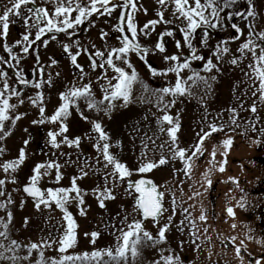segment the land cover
Wrapping results in <instances>:
<instances>
[{"label": "snow or ice", "instance_id": "6c2138e0", "mask_svg": "<svg viewBox=\"0 0 264 264\" xmlns=\"http://www.w3.org/2000/svg\"><path fill=\"white\" fill-rule=\"evenodd\" d=\"M36 0H9V6H6L2 13H0V37L4 38L3 50L8 54V57L0 56V64H9L10 67H16L20 63L21 57L13 52V45H9L6 42L9 26L12 17H21L22 9L27 10V14L23 15L24 26L28 29L21 35V39L15 41V45L20 46V50L24 54H28L29 50L40 41L45 47L50 41L57 39V34L66 33L68 37H74L75 30L85 21L89 20L94 14L103 16H111L112 12L118 8L127 9V11H120L118 16V22L113 26L114 30L119 32L117 37L120 42V46L111 47L105 50L96 48L93 44L91 47L94 51H89V48L82 46L79 40H73L72 43H63L62 49L67 54L71 64L79 70V78L83 80L84 69L83 66L78 63V57L81 53H87L90 67L92 70L100 68L104 70L103 78L107 81L106 86L101 85V91L103 93L102 98L97 99L92 91L91 82L84 83L77 86L75 83L66 88L65 91L59 93L60 103L54 110L52 115L46 116L45 108V96L41 90L43 85L47 83L49 86L52 84V77L49 74L47 81L43 79L44 66L39 64V56L37 55V66L40 73V79L29 80L25 78L23 70L17 68L15 71L16 83L20 86H33L38 89L35 96L29 97V102L38 108L40 119L33 120V124H43L45 122L58 124V128L53 131L49 130L47 133V143L54 149H60L61 145H67L68 147L79 148L81 144V136H75L70 138L67 135L69 128L65 122L71 115V109L75 107L80 117L87 121L88 117L79 108V101L83 99L89 110H95L96 112L110 113L115 107V101L122 100L123 106L132 99L133 87L137 83H141L145 92L149 90L146 83H142L139 78V74L136 68L129 59L131 54H135L144 64L148 67L150 73L153 76L167 75L168 73L175 74V82L169 86H165L154 91V95L157 98V107L163 113L157 118L160 125L159 131L166 133L170 144L169 152L172 159H179L183 168L184 175L191 178L192 162L194 159L203 155L202 145L207 138H210L212 134L223 131L224 124L216 122L208 123V130L203 128L197 133L198 140L190 148H184L179 146L178 131L181 127L179 113H176L175 117L169 113V109L176 103V98L181 96H191L192 87L203 83L205 88L211 87L209 84V78L202 76L199 71L192 69V61H204L203 71L210 73L213 69L219 71L216 64L213 63L212 57H208L205 60L203 55L198 54V49L193 44V36L197 30L202 29V38L200 43L207 46L209 39L208 29L221 27L223 24H228L231 29L234 30L235 35L232 39H239L243 35V30L239 24L234 21L235 17H239L242 21L246 22L248 28V38L240 44L237 51L239 56H234L230 61L231 64L237 65L243 58L247 56L251 57L249 64L247 65L248 71L244 73L247 77L248 89L251 90L252 102L248 107V111L253 114L258 112V107H264V30H256V17L258 13L254 0H247V8L242 12L239 10L228 11L237 5L238 0H157V3L161 6V10L157 12L158 19H152L147 21L143 25V28L138 29L134 20V14L138 10L137 0H123L122 4L117 3V0H55V7L50 11L47 7H28L29 4H35ZM169 3L173 5V14L177 15V18H182L184 26L179 29L182 33L183 44L180 40H175V47L179 50L182 47L187 46L189 54L186 56L180 54L164 55L165 62H171L165 69H157L148 62V55L151 51H158L159 53L166 52L165 37H172L173 31L168 30L158 34V39L154 44V48L150 49L142 45L138 39L140 33L148 36L151 31H154L155 26L159 23H170L164 19L163 9L166 8ZM146 12L147 9H144ZM75 14V15H73ZM223 14V15H222ZM31 29H35L34 38ZM108 33L101 30L100 37L106 40ZM42 37H47L42 39ZM227 41H221L217 43L213 50V56L219 61L224 54L229 52V48L226 46ZM75 47V51L73 48ZM10 61H15V64H11ZM99 61V62H98ZM121 62L124 66H120L116 62ZM55 59L51 60L52 65H56ZM111 69L115 75L109 78L106 75L107 69ZM189 69L191 75L186 78L181 74L183 70ZM59 75V73H57ZM99 80L100 77H97ZM211 80L215 81L216 77L211 76ZM112 81H115L114 83ZM191 82V83H189ZM248 89L245 90L244 95L248 94ZM23 88L13 87L9 83L8 72L0 68V141H3L11 133V128L5 130V122L11 120L12 125L21 119L24 113H17L14 116L11 115L15 111L17 105L10 103L12 97H16L18 102L22 104L24 101L20 99ZM165 96H171L172 99L165 101ZM240 109L244 108V104L239 105ZM230 112L229 122L231 125L239 127V111L236 107L229 108ZM207 119V116L205 117ZM260 122V117L257 115L256 120L247 121L248 127L253 132L259 131L261 135H264V127L257 129L256 124ZM92 130L97 134L96 142L93 144V148L97 152L96 164H100L102 159L103 168H98L93 165L85 164L83 167H79V175L71 177L70 185L67 187H47L42 188L40 182L44 177L50 176L52 171L55 170V184L59 185L63 178L61 171V164L56 159L45 160L38 162L31 170V175L28 177V182L24 185L23 191L30 196L37 210L43 206L46 209H51L54 204L57 209L62 213V228L58 237H52L51 235L46 238H41L39 242L29 241L26 244H22L15 239H10L9 224L12 220L11 211L7 212V220L0 217V260L9 261L10 264H18L19 261H30L33 251L37 253V259L35 264H135L136 260L142 255V249L147 246L155 247L161 243L166 242V232L169 230L172 223L173 216L176 214V200L173 194L172 200V214L167 217V221L160 224V218L163 213L167 211L163 204L164 191L161 190V186H158L152 179L148 178L146 174L150 173L153 169L161 166H165L169 163L168 157L161 154L158 160L147 159L148 143L142 141V151L139 166L132 170L125 162H122L118 155L111 151L113 146L119 147L120 141H116L115 145L111 142V137L104 130L102 123L98 120L90 121ZM168 127H163L164 124ZM234 130V129H233ZM246 134V133H245ZM59 138V139H58ZM151 143L155 144L154 140L149 138ZM27 146L29 140L23 141ZM259 145V141H254ZM223 152L221 155L225 157L219 165L220 172L225 170L226 157L230 147L233 145V137L227 136L221 141ZM161 149L165 147L164 144L159 145ZM6 148L0 144V156L4 154ZM26 159V151L24 147L19 149L18 156L12 160L4 161L0 164V170L5 173V178L0 179V196L4 195L3 186L10 179L11 182H16V176L14 175L18 168L24 163ZM209 164L216 166V150L215 147L210 154ZM88 169V170H86ZM93 174L97 172H103V185H97L92 191V195L95 197L98 207L106 209V201L115 200L114 189L117 183L126 184L125 195L131 196L134 204L132 211L136 214L137 218L128 222V216L125 215L120 219L122 227H117L116 232L113 233L115 242L113 246L106 248L93 247L91 251H84L80 253L69 254V249H72L77 244V228L78 224L71 211H69L68 205L75 202L79 210L80 215H86L87 209L85 207V195L87 194L78 184L79 180L86 178L89 172ZM174 171H178L175 170ZM209 170L203 173L205 183L208 186L212 185V180L209 177ZM134 173L138 176L133 180L131 177ZM229 180L238 183L236 178L229 177ZM111 181V184L109 183ZM200 195L199 192L193 193V196ZM190 199L192 197H189ZM11 196L9 195L6 202L0 201V208H6L8 204H11ZM23 206V201L21 202ZM240 207L243 208L244 204L241 203ZM183 212L186 213L185 220L189 221L190 227L196 229V223L191 219V213L188 208H183ZM228 216H234V210L232 207L227 208ZM119 215V214H117ZM151 218L153 223L157 226L158 232L154 236L150 231L144 227V221ZM201 222L207 221V216L202 210L198 218ZM28 218L25 217V224H27ZM183 223L181 221V227L179 230L183 231ZM115 227V225H113ZM236 227L235 224L232 225ZM197 230L191 231L190 235L193 238L192 243L196 249L199 250L200 245L196 243L199 239ZM207 227L204 228V232L207 233ZM85 236L90 237L91 243L96 244L97 238L100 236V232L92 231L91 233H85ZM249 240L253 239V236L248 235L246 237ZM231 242L235 250V255L243 264L244 256L242 252H247V246L244 240H241L239 244L236 243V237L230 236L226 238ZM8 241L7 244L4 241ZM264 244V241H257ZM56 247L58 256L45 258L44 251L47 248ZM183 247V242H181ZM23 248L27 255L21 257L17 255L18 251ZM161 254L159 259L154 260L152 264H182L181 258L178 254H174L171 249L168 250L169 254L164 255V249L160 250ZM249 255H251L249 253ZM261 258H256L254 264H262ZM31 264V261H30ZM249 264H253V261H249Z\"/></svg>", "mask_w": 264, "mask_h": 264}, {"label": "rangeland", "instance_id": "374dc122", "mask_svg": "<svg viewBox=\"0 0 264 264\" xmlns=\"http://www.w3.org/2000/svg\"><path fill=\"white\" fill-rule=\"evenodd\" d=\"M76 32L77 29L75 30V33ZM116 63L120 66H124L119 61ZM214 64H221V62L215 60ZM214 70L211 73H206L202 70L200 74L209 78L208 82L211 85L213 92H216L213 96L218 98L219 102V97L222 96V73L220 68L219 71L216 69ZM210 75L216 77L215 81L210 79ZM159 80L162 79L159 78ZM148 88L149 90L145 92L141 83L135 84L133 87L132 99L127 106H123L122 100H117L115 102V107L108 114L103 111L96 112L95 110H92L99 116L98 121L102 123L104 130L111 137V142L113 140L121 142L117 151L113 149L114 147L111 148V151L118 155L119 159L122 162H125L130 169L135 170L139 166L141 154L142 151H144L141 143L142 141L148 143V160H158L161 154L165 155L169 159L168 167L166 165L158 167L146 175L147 177L153 178L156 184L161 186V189L165 193L167 211H165L164 215L160 219V224L162 225L165 223L167 221V217L172 214L173 194L175 195L176 200V214L173 216L170 228L166 232V242L155 247H144L142 249V255L136 260L135 264H152L154 260L159 259L161 249H164V255H168V250L171 249L174 254H178L180 256L182 264H240V261L235 255L234 249L225 250L218 248L215 244L211 245L208 243L209 234L204 232L205 227L202 226L204 223L198 219L199 217H197V214L200 212V202L197 201V199L201 198L203 195L202 193L205 191L203 189L204 181L200 180V178L192 184V171L191 178L189 179L181 170L183 168L182 162L178 158L172 159L171 153L169 152V138L166 133H161L159 131L160 125L158 124L157 118L163 113L157 107V98L156 95H154L155 89L149 86ZM208 89L209 88H205L203 83L194 85L191 89V96L185 95L177 97L176 103L169 109V113L174 117L176 113H179L181 127L177 135L180 147L190 148V146H192V141L198 138L196 135L199 131L194 128L192 129V122H194L192 119L200 117L201 113L206 112L207 107H211L212 112H222V110L219 109L218 104L208 105L204 101V99L211 96ZM53 98H58L56 93L53 94ZM193 99H196L197 104L192 106ZM80 102L81 100L78 103ZM59 103L60 100H53L45 106V108H48L47 116H50V113L52 114L54 112ZM84 106L87 107L85 101ZM33 107L34 106L28 104L17 105L15 111L12 112L11 115L14 116L17 113H24L25 115H23L21 119L15 123V125H12L11 120L5 122V130L11 128V133L3 141H0V144L6 148L4 154L0 156V164L4 161L16 158L21 147H24L26 151V159L24 163L14 174L16 176V182L13 183L9 179L3 186L4 195L0 196V201L4 202L7 201L9 195L11 196L12 203L8 204L6 208H0V217L7 220V212L11 211L12 220L8 229L10 239H15L22 244H26L29 241L39 242L41 238H46L50 235L52 237H58L60 232L63 231L62 213L55 207L54 204L51 209H46L41 206V208L37 210L33 199L26 197L21 190L22 186L28 182V177L32 174L31 170L36 163L56 159L62 166L61 171L63 173V178L60 181V184H55V170H53L50 176L44 177L41 180L40 185L43 188L69 186L71 177L79 175V167H83L85 164L93 165L101 169L103 168L102 159L100 164H96L98 157L96 150L93 148V144L96 142L97 134L92 130L90 121L93 120H91V118H88L87 121H81L84 126L83 131H69L67 133L70 138L75 136L82 137L81 144L78 149L75 147H68L67 145H61L60 149L52 148L47 143L48 132L41 139L45 142L46 149L44 148L43 151H40L39 149L33 147L30 131L34 129V126H38V124H33L32 121L40 119V116L36 113V109ZM73 112L75 113V110L71 109V113ZM78 118L79 117H69V122L74 119V122L77 123ZM44 124L49 127V130L51 129L55 131L58 128V124L48 122H45ZM163 127L167 128L168 125L165 123ZM149 138L154 140L155 144L151 143ZM223 138L224 136H217L213 137V139H208L203 143V149L207 151V161H204V165H202V167L197 166V176L202 170L203 173H205L207 167H209L210 154L214 147L216 150L217 162L215 166L216 171L214 170L215 172L211 175V178L216 179L226 176L224 171L220 172L218 169L219 163L225 158L221 155V152H223V147L221 145ZM261 139L264 138L261 137ZM24 140H29L27 146L24 145ZM161 144L165 145L163 149L159 147ZM219 144L221 147L217 146ZM242 150L244 156L253 155V150L250 148L244 147ZM82 153H87V156L92 162L83 161ZM233 154L235 155L236 153ZM174 169L178 171H174ZM137 177L138 176L134 173L131 178L136 179ZM3 178H5V173L0 170V179ZM109 183L111 184V181ZM78 184L87 193L84 197L87 214L83 216L80 215L75 202L68 205L69 211L73 213L78 224L77 244L74 248L69 249V254L91 251L93 247L106 248L108 246H113L115 242L113 233L116 232L117 227L123 226L120 224V219L125 215L128 216V222L137 218L136 214L132 211L134 204L132 197L125 195V184L117 183L114 189L116 198L115 200L106 201V209L98 207L96 199L92 195L91 191L98 184L101 186L103 185L102 171L95 174L90 171L86 178L78 181ZM220 186H222V184ZM196 192H199L200 195L193 196V193ZM189 197L192 198L190 199ZM22 201L23 206H21ZM183 208H188L191 213V219L192 215L195 216L194 221L196 223V230L198 229L197 235L199 236V239L197 240L198 242L196 241V243L200 245L199 250H197L195 245L192 243V237L190 235L192 228L190 227L189 221L185 220L186 213L183 212ZM224 212L227 213L226 211ZM25 217L28 218L27 224H25ZM225 219L226 222L224 221L223 223L226 225H224L222 229L226 230V233L228 231L230 233V228H232V235L237 238L236 243L239 244L240 237H244V235L243 231L237 227L238 221L233 219V216L228 215ZM182 220L184 221L183 231L179 230ZM233 224L236 225L235 228L232 227ZM113 225H115V227H113ZM144 227L154 236L158 232L157 226L152 221H144ZM92 231L100 232V236L97 238L95 245L91 243L90 237L85 236V233H91ZM181 242H183V247H181ZM4 243L7 244L8 241L6 240ZM245 245L250 253H261V250L253 247L250 242H245ZM56 247L58 246L45 249V258L58 256L59 253L56 251ZM17 255L23 257L27 255V253L23 248H21ZM36 259L37 253L33 251L32 257L30 258L31 264H35ZM30 261L21 260L18 264H30ZM0 264H10V262L0 260ZM243 264H249L246 258H244ZM262 264H264V259H262Z\"/></svg>", "mask_w": 264, "mask_h": 264}, {"label": "flooded vegetation", "instance_id": "af4514ba", "mask_svg": "<svg viewBox=\"0 0 264 264\" xmlns=\"http://www.w3.org/2000/svg\"><path fill=\"white\" fill-rule=\"evenodd\" d=\"M85 2H87V0H85ZM122 2L123 0H117V3L119 4H122ZM254 3L258 13L255 21L256 30H264V0H254ZM137 4L138 10L134 14V20L138 29L143 28V25L147 23V21L158 19L157 12L161 10V6L157 3V0H137ZM6 6H9V0H0V13L3 12ZM39 6L47 7L50 11H52L55 7V0H36L35 4L28 5V7ZM246 8L247 0H238L237 5H235L232 9H228V11L234 12L239 10L243 12ZM144 9H147V11L145 12ZM120 11H127V9L118 8L112 12L111 16H99L94 14L89 18L92 23L90 24L89 21H85L84 24L77 28V32L74 34V37H68L66 33H59L57 34V39L55 41H50L46 47L40 41H37L36 44L29 50L28 54L22 53L20 46L15 45V41L21 39V35L28 30L25 28L23 21V15L27 14V10L22 9L21 17L10 18L11 22L6 42L9 45L14 46L13 52L19 55L21 59L19 65L16 67H10L9 64H0V68L8 72L9 83L13 87L23 88L20 99L24 101L20 104L16 97H12L10 103L16 105L28 104L33 106L29 102L28 98L35 96L38 89L31 85H18L14 74L17 68H19L23 70L25 78L29 80L40 79V73L37 66V55L39 56V64L44 66L43 79L47 81L49 74L52 77L51 86L45 83L41 89L45 96V106L53 100H60L59 93L65 91L66 88L71 87L74 83L79 86L84 83L91 82L92 91L95 97L97 99L102 98L103 93L101 91V85L106 86L107 84V81L103 78L104 70L100 68L92 70L88 54L82 52L78 57V63L83 66L85 73L83 80H81L79 78V70L71 64L67 54L64 53L62 49V44L72 43L74 39L79 40L82 46L89 48L90 52L94 51L91 47L93 44L96 48L101 50L120 46V42L117 39L120 33L115 31L113 28V26L118 22ZM163 12L164 19L170 23H159L155 26L154 31H151L148 36H145L143 33H140L138 36L142 45L153 49L159 33L168 30L173 31L174 35L172 37H165L166 52L159 53L158 51H151L147 57L148 62L157 69H165L171 63L164 61L163 56L165 54L172 55L175 53L182 55V57L189 54L187 46H184L179 50L175 47V40H180L183 44L182 33L179 31V29L184 26L182 18H177L178 14H173V5L171 3L163 9ZM233 22L238 23L240 28L243 30V35H241L239 39H232L235 33L228 24H223L221 27L215 29H208L209 39L207 46L200 43L202 38V29L197 30L193 36V44L197 47L198 54L203 55L205 60L211 56L213 63L215 62L216 58L213 56V50L215 49L217 43L221 41H227L226 46L229 48V52L224 54L219 60L221 64H216L218 69H221L220 71L222 73V96L219 97L220 101L218 102V98L213 96L216 92H213L212 87L208 89L211 96L204 99L208 105L218 104L219 109H221L222 112H212V108L207 107L205 113H201L200 117L192 119V121H194L192 122V129L194 128L200 132L203 128L207 131L209 122H216L217 124L223 123V131L212 134L211 137L207 138L204 142L208 139H213V137L224 136L223 139H225L227 136L231 135L233 137V145L230 147L226 157L224 170L226 176L223 178L212 179L211 175L216 171V167L211 164L208 165L209 167H207V170L210 169L209 177L212 180L211 186H208L205 183L204 177L202 176L203 170L198 173V176L196 175L197 166L202 167V165H204V161H207V151L203 149L204 146L202 145V149L204 150L203 155L194 159L192 162V184L200 178V180L204 181L203 189L205 191L202 193V197L197 199V201L200 202V212L197 214V217H199L202 210L207 216V221L203 222L204 224H202V226L207 227L208 229V243L211 245L215 244L218 248L225 250L234 249L231 242L226 239L227 237L233 236L232 228H230V233L228 230L226 233V230L222 229V227L226 225L223 222H226L225 218L228 215L224 211L227 212V208L232 207L235 213L233 219L238 221L237 227L243 231L244 235V237L242 236L243 238L240 237V241L244 240V243L250 242L253 247L261 250L260 254H252L248 249L247 252H242V255L249 263L250 260L254 262L256 258L264 257V244L257 242L264 241V139H261V137L264 138V135H261L259 131L253 132L251 128L248 127L247 121H255L256 116L258 115L260 117V122H257L256 127L257 129L264 127V107H258V112L256 114L247 110L252 102V97L251 90L248 89L247 77H245L244 73L248 71L247 65L251 60L250 54L246 58H243L237 65L231 64L230 61L234 56L238 57L240 55L237 49L240 44L248 38V28L246 26V22L242 21L239 17H235ZM101 30L108 33L106 40L101 39ZM31 31L33 34L32 38H34L35 29H31ZM45 38L47 37H42V39ZM4 42V38L0 37V56L7 58L8 54L3 50ZM73 50L75 51V48H73ZM52 59H55L57 64L48 67V65L51 64ZM129 59L136 68L140 81L142 83H146L149 87L156 90L174 84V73H168L166 76H153L144 62L141 61L134 53L130 55ZM10 63L15 64V61H10ZM203 63L204 61H192V69L201 72L203 70ZM57 73H59V75H57ZM106 75L111 78L115 75V73L109 68L107 69ZM181 75L183 77L189 76L191 75V71L189 69H185ZM97 77H100V79L98 80ZM159 78L162 80H159ZM112 82L114 83L115 81ZM246 89H248V94L244 95ZM54 93L57 94V99L53 98ZM171 99V96H165V101ZM241 103L244 104L243 109L239 108ZM79 104V108L85 116L91 118V120H98L99 116L84 106L83 99H81ZM195 104H197L196 99H193L192 106ZM232 107H236L239 111V127L231 125L229 122L230 112L228 109ZM33 108L36 109V113L39 115L38 108L35 106ZM47 109L48 108H46V116ZM72 109L75 110V113H71L69 117H79L80 119L78 118V122L75 123L74 119L69 122L68 117L65 122L68 124L70 132H81L84 130L83 123L81 122L83 119L80 117L75 107ZM50 115L52 114L50 113ZM206 116L207 119L205 118ZM48 130L49 127L44 123L34 126V129L30 131L33 147L39 149L40 151H43L44 148L46 149L45 142L41 139L48 132ZM197 140L198 138L192 141V146L197 142ZM116 141L117 140L112 141L113 145H115ZM254 141H259V145L254 143ZM217 146L221 147L220 144ZM113 147L112 148L115 149V151L119 148L116 146ZM244 147L252 149L253 155L244 156L242 150ZM233 153H236L237 155H234ZM82 157L83 161L92 162L87 156V153H82ZM229 177L236 178L238 183L229 180ZM221 184L222 186H220ZM241 203L244 204L243 208L240 207ZM194 218L195 216L192 215V220H194ZM194 230L196 229H192V231ZM248 235L253 236V239H247L246 237ZM249 253L251 255H249Z\"/></svg>", "mask_w": 264, "mask_h": 264}, {"label": "water", "instance_id": "95a60500", "mask_svg": "<svg viewBox=\"0 0 264 264\" xmlns=\"http://www.w3.org/2000/svg\"><path fill=\"white\" fill-rule=\"evenodd\" d=\"M149 178V177H148ZM150 179H152V178H150ZM153 180V179H152ZM154 181V180H153ZM155 182V181H154ZM23 187H24V185L22 186V191H23ZM23 193H24V191H23ZM27 197H29V198H31L30 196H28L26 193H24ZM163 204H164V199H163ZM164 207H165V204H164ZM147 220H151V218H149V219H147ZM147 220H145V221H147Z\"/></svg>", "mask_w": 264, "mask_h": 264}]
</instances>
